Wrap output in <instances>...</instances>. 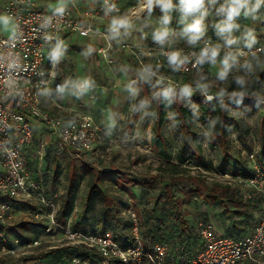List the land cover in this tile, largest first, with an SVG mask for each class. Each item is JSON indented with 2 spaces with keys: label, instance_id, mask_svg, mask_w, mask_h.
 <instances>
[{
  "label": "rangeland",
  "instance_id": "obj_1",
  "mask_svg": "<svg viewBox=\"0 0 264 264\" xmlns=\"http://www.w3.org/2000/svg\"><path fill=\"white\" fill-rule=\"evenodd\" d=\"M51 3L52 7L57 6V1ZM174 3H178V0H174ZM135 4L133 6H138L141 1ZM121 6L124 9L122 15H127V10L133 7L123 3ZM161 15L159 8L150 17L147 12L142 13L131 30L145 39L129 40L130 43H153L152 32L158 27ZM171 15L172 20L178 24L179 14L173 12ZM0 17L7 16L2 14ZM219 19L215 10L210 9L205 21L207 36L218 38L214 24ZM9 20L7 27L0 25V35L13 34L14 22ZM237 22L241 27L234 32L235 36L242 38L246 28H253L257 39L263 38L264 6L255 19L241 17ZM181 27L178 24L179 31ZM65 36L58 39L63 41L66 49L61 60L53 64L50 59L51 50L47 54L49 66H54L57 72L48 100L56 109L67 108L74 115H91L107 132L100 153L96 155L97 159L82 160L61 152L57 141L49 138L42 123L35 124L29 157L33 166L42 164L50 177L47 186L49 194L56 195L60 209L69 206L65 215L66 222L85 232H97L105 228V222L115 227L117 220L129 221L127 210L133 208L143 221V234H147L148 240L152 239L149 237V228L154 230L159 225L161 229L153 231L156 239L165 242L172 253L184 258L192 257L203 247L197 230L200 222L210 221L214 226L217 221L226 226H253L259 216V203L249 205L245 193L233 179L224 178L223 173L236 176V171L242 174L251 170V154L264 164V81L259 83L255 77L264 70V52L257 54L261 63L252 74L246 76L247 94L243 101L237 104L228 95L222 99L231 104L230 114L249 130L242 137L235 129L229 131L232 156L225 157L221 148L211 141L214 120L209 118L200 121L194 118L190 143L197 154L200 151L203 159L198 160L196 154L185 149V159L182 160L179 155L184 141L182 131L169 109L166 119L156 127L160 113L157 84L167 85L166 81L155 76L148 80L141 79L138 62L126 53L119 57L104 58L94 44L92 47L83 46L82 42ZM176 45L189 46L180 34L176 38ZM90 47L91 52L88 51ZM236 47H243L242 39ZM219 69L218 60L215 66L205 64L187 75L173 71L170 66L157 68L156 72L176 80L178 88L189 84L198 90V83H206L209 85L208 92L213 90L219 93L224 89L230 94L239 91L235 79L246 75L244 69L237 65L223 82L217 79ZM84 79L92 82L87 91L80 92L72 87L73 83ZM64 84H68V87L59 93L57 88ZM129 84L137 90L135 96L128 91ZM153 135L163 139V148L155 145ZM96 183L110 197L113 208L118 210V219L104 215L103 201L97 190L89 195L91 187ZM37 208L35 204L15 206L12 219L7 221L9 225H5L8 233L25 240L40 236L44 220L35 218ZM252 210L257 215L247 217L245 213L253 215ZM179 214L186 222V227L181 224ZM114 231L120 236L123 234L122 229ZM228 234L239 236L234 235L235 232ZM7 248L11 249V244ZM71 256L68 251L58 248L23 256L6 252V255H0V264H71Z\"/></svg>",
  "mask_w": 264,
  "mask_h": 264
},
{
  "label": "built area",
  "instance_id": "obj_2",
  "mask_svg": "<svg viewBox=\"0 0 264 264\" xmlns=\"http://www.w3.org/2000/svg\"><path fill=\"white\" fill-rule=\"evenodd\" d=\"M0 3L1 14L13 20L15 29L14 36L0 35V225L3 226L0 227V241L3 251L23 256L67 247L73 252L71 264H264V164L254 155H251L250 175L223 173L224 178L234 180L249 201L259 203L260 212L253 228L240 236L220 235L212 222H200L197 230L203 247L194 256L184 258L172 253L163 241L146 244L140 218L133 208L127 210L131 225L130 239L125 244L116 238L112 230L85 232L68 222H61L60 206L56 195L49 194L43 169L40 166L33 170L25 153V148L34 141L35 120L45 124L56 136L61 152H88L107 137L105 128L91 115L58 117L41 104L43 91L57 76L54 66L47 67L48 50L61 37L73 33L83 37L95 35L100 56L108 58L111 51L118 47L138 62L139 72L145 66H151L155 77L163 78L167 86L175 89L178 88L176 80L156 72L157 68L169 67L166 53L178 50L182 55L189 56L191 62L177 71L187 75L200 68L192 65L204 42L223 44L222 40L205 35L196 46L179 47L176 38L180 31L176 21L172 20L170 27L176 34L164 46L155 42L150 45L116 42L109 39V26L112 17L122 15L124 11L120 0H110L118 9L110 15H105L104 0L94 7L83 6L79 0H67L62 16L54 15L57 6L42 7L37 0H0ZM144 12L140 4L130 7L127 15L134 23ZM47 17H51V25L41 28ZM46 34L53 39L46 41ZM244 51L241 63L250 58L248 50ZM253 51L256 54L264 52V37L257 39ZM12 81L15 83L11 84ZM18 203L38 204L34 216L44 220L40 236L25 240L8 233L5 225L12 218ZM9 244L11 249L7 248Z\"/></svg>",
  "mask_w": 264,
  "mask_h": 264
},
{
  "label": "clouds",
  "instance_id": "obj_3",
  "mask_svg": "<svg viewBox=\"0 0 264 264\" xmlns=\"http://www.w3.org/2000/svg\"><path fill=\"white\" fill-rule=\"evenodd\" d=\"M67 0H57V7L54 9V15L62 16L66 10ZM105 15H110L112 12L118 11L115 3H110V0H104ZM264 6V0H178V3H174V0H141V10L146 11L150 17L152 12L159 8L162 15L159 18V26L152 32L153 41L161 46L168 43L169 38L174 36L175 30L170 27L172 21V13L177 12L179 14L178 24L181 25L180 36L186 40L189 46L198 45L205 37L207 32V26L205 24L206 18L209 16L210 9L215 10V14L220 17L219 21L214 24V30L217 37L223 41L220 43H211L205 41L204 46L200 48L199 53L194 57L193 67H201L205 64L215 66L219 59L220 69L217 72V79L221 82L226 81L229 74L234 67L239 65L244 69L246 75L238 76L235 79V83L239 86V91H233L227 94L224 89H221L218 95L223 99L225 95L229 96V99L233 100L237 104L241 103L246 96V76L252 74L255 67L261 63L260 58L256 52L253 51L257 44V36L255 29L246 28L242 33V38L234 35V32L240 30V24L237 22L241 17L244 18H256V14L261 7ZM51 17L44 19L41 24V28H48L51 25ZM10 20L7 17H0V25L7 27ZM133 27V22L128 15L113 16L109 26L110 37L109 39H116L121 30L125 33ZM15 33L13 32V36ZM53 37L46 34L45 40L51 41ZM243 40V48L235 47ZM244 49L248 50L250 58L244 59L241 63V58L245 56ZM65 45L63 41L57 40L50 52V59L53 64L58 63L64 55ZM226 50V51H224ZM89 52L92 51L90 47ZM224 51V55L221 58V52ZM168 65L173 71H178L182 66L191 62L189 56L182 55L178 50L170 51L166 53ZM14 65H10L13 67ZM151 66H145L140 71V78L148 80L155 76ZM14 84L15 82H10ZM91 81L84 79L83 81L72 84V87L78 89L80 92L87 91L91 87ZM159 83V81H158ZM68 87V84L61 85L57 88L59 93H63ZM209 85L206 83H198L197 89L204 95H207ZM128 91L135 96L137 90L132 87V84L128 85ZM194 89L189 84H184L179 89L181 97H191ZM157 95L162 96L169 103L172 102L176 96V89L174 87H165L161 89ZM212 96H207L208 100H211Z\"/></svg>",
  "mask_w": 264,
  "mask_h": 264
},
{
  "label": "trees",
  "instance_id": "obj_4",
  "mask_svg": "<svg viewBox=\"0 0 264 264\" xmlns=\"http://www.w3.org/2000/svg\"><path fill=\"white\" fill-rule=\"evenodd\" d=\"M223 55H221V58ZM219 60V59H218ZM256 80L259 83H262L264 81V70L260 73H258L256 76ZM156 79V78H155ZM157 90L158 93L161 91V89L165 87H169L166 84H157ZM179 89L176 88V96L173 98L172 102L169 103L166 101L162 96H159V107H160V113H159V118L156 124V127L160 126L161 123L166 119L168 115V110H170L171 114L176 120V123L179 127V129L182 131V136H183V145L180 149V159H185L184 156V151L185 149H189L192 151L193 154H196L197 159L201 160L203 157L200 154V151H198V154L195 149H193L192 143H190V136L193 134L192 129H191V124L194 118L199 119L200 121H206L209 118H212L214 120V126H213V131L211 135V141L213 144L219 146L221 150L224 153L225 157H230L232 156L231 149H232V144L229 136V131L231 129H235L242 137V135H245L246 133L249 132L248 129L244 127L242 122L236 118L235 116L231 115L229 112L230 105L228 102H223L222 98L218 95V92L215 91H209L207 92V95L211 94L215 98L208 100L206 95L202 94L199 90H194L193 94L191 97H181L179 94ZM153 141L156 146H163L165 142H163V139L161 137L153 135ZM165 151V150H164ZM242 152V151H241ZM45 172V170H44ZM226 173V172H225ZM236 171L234 174L236 176H248L251 174V170H247L244 173H240ZM47 174V173H46ZM129 179L132 178L128 177ZM179 178V177H178ZM98 191L101 200L103 201V211L104 215L107 218H115L118 219V210L113 208L111 203L110 197L104 193L100 187H98V184L96 183L93 185L89 191V195L91 196L94 191ZM173 196V195H172ZM171 196V201L174 202L173 197ZM169 202V201H168ZM166 202V203H168ZM113 203V202H112ZM69 209L68 205H65L63 209L61 210V214L59 216V220L63 223H66L65 220V215L67 214V211ZM181 218V224H183L186 227V222L182 220V215H180ZM108 223H104L103 231L105 230H112L115 233V236L118 240H120L123 244L127 243L130 239L129 235V228H130V221H120L117 220L115 223V227H112L111 223L107 225ZM147 225V224H146ZM107 226H111L112 228H107ZM140 226H141V233L143 236V239L145 240V243H150V242H157L158 239H156V234L153 232L155 229L160 230V226H156L155 229L153 230L151 227L149 228L151 232H149V237H151V240L147 239V234L144 236L143 234V221H141L140 218ZM113 228L116 230H123L122 236L117 234ZM64 251H68L69 254H72V250L68 248H58ZM179 256V255H178ZM194 256V255H193Z\"/></svg>",
  "mask_w": 264,
  "mask_h": 264
},
{
  "label": "crops",
  "instance_id": "obj_5",
  "mask_svg": "<svg viewBox=\"0 0 264 264\" xmlns=\"http://www.w3.org/2000/svg\"><path fill=\"white\" fill-rule=\"evenodd\" d=\"M37 1H38L39 5L42 6V7H52V3H51L52 0H37ZM100 1L101 0H79V2L83 6H88V7H94V6L98 5ZM140 1L141 0H120V2L123 3L124 5H130V6L131 5L132 6L133 5H136L135 3H137V4L140 3ZM1 9H2V3H0V15H2L1 14ZM133 31L130 29L128 32L125 33L123 30H121L120 35L115 39V41L116 42H119V41H127V42H130L129 40L137 41V40H142L144 38L140 34L139 35H136L135 32H133ZM65 37H67V39L74 38L75 40H78L79 42H82L83 43V46H91L92 47V46L95 45L96 46V49H97V36H95V35H90L88 37H83V36H79L78 34H74L73 33V34H68ZM54 44L52 46H54ZM52 46L48 50V53L52 49ZM123 53L124 52L120 48L116 47L115 50L111 51V56H113V57H119V55L122 56ZM46 64H47V67L48 68H51V66H49L48 55H47V63ZM55 80H56V78L51 79L50 83L48 84V86L45 88V90L42 93V96H41V104H42L43 108L45 110L49 111L50 113L58 116V117H70V116H75V115L76 116H82L80 114H75L74 115L73 113H71L70 111H68L67 108L66 109L65 108L56 109V108H54V105L49 102L48 97H49V94L51 92L50 89H53V83H54ZM37 123L41 124L42 122L40 123V121L35 120L34 121V124H37ZM41 125H43L44 129L47 130V135L49 136V138H52V140L53 139L56 140V136L54 134H51L50 133L49 128L45 124H43V123ZM35 129H36V127H35ZM34 136H35V134H34ZM102 143L103 142L99 143L92 150H90L88 152L87 151H82V152L80 151V152H76L75 154H70V153H67V152H65V153L68 156H70L71 158H75V159L77 158V159H82V160L92 159L94 161V159H97L96 158V155L100 153V147H101ZM32 145H33V143L29 147L25 148V153H26V156H27V159H28L29 166L33 170H37V169H39L40 166L42 168V164H39L38 166H33L32 165L31 158L29 157V153L31 151ZM162 148H163V146H162ZM193 149H194V147H193ZM251 155H253V154H251ZM43 171H44V169H43ZM45 177H46V185L48 186V181H49L50 177L46 173H45ZM254 203L255 202H253V201H249L248 202L249 205L254 204ZM34 204L35 205H38L37 203H32V204H29V205H34ZM20 205L22 206V205H28V204H19V203L18 204H15L16 207H21ZM248 209L250 210V208H248ZM245 214H247L246 215L247 217H249V216L255 217L257 215V213L255 212V210H252V214L253 215H251L250 213H245ZM9 223H7V225H9ZM214 228H215L216 233H218L220 235H230V234H228V232H235L234 235H239L240 236V235H243V234L248 233L253 228V226H251V227L249 226L247 228L241 227V226H239L237 224H234V226L233 225L232 226H228V225L226 226V224H222L220 221L219 222L217 221L216 226H214ZM231 235H233V234H231ZM1 246H2V243L0 241V255L1 256H4V255H6V252H4L1 249ZM31 257H32V255H31ZM239 264H249V263L248 262H241Z\"/></svg>",
  "mask_w": 264,
  "mask_h": 264
},
{
  "label": "bare ground",
  "instance_id": "obj_6",
  "mask_svg": "<svg viewBox=\"0 0 264 264\" xmlns=\"http://www.w3.org/2000/svg\"><path fill=\"white\" fill-rule=\"evenodd\" d=\"M213 96V95H212ZM214 97V96H213Z\"/></svg>",
  "mask_w": 264,
  "mask_h": 264
}]
</instances>
